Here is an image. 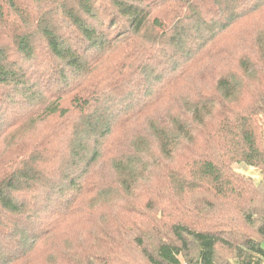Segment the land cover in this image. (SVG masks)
<instances>
[{
	"label": "trees",
	"instance_id": "trees-1",
	"mask_svg": "<svg viewBox=\"0 0 264 264\" xmlns=\"http://www.w3.org/2000/svg\"><path fill=\"white\" fill-rule=\"evenodd\" d=\"M44 253L264 264V0H0V264Z\"/></svg>",
	"mask_w": 264,
	"mask_h": 264
},
{
	"label": "rangeland",
	"instance_id": "rangeland-1",
	"mask_svg": "<svg viewBox=\"0 0 264 264\" xmlns=\"http://www.w3.org/2000/svg\"><path fill=\"white\" fill-rule=\"evenodd\" d=\"M227 46H229V47L235 46V41L234 40L229 41ZM203 66H205L204 69L209 71V72L206 74L203 81H200L198 79L197 80L199 82H204L206 80L207 81L206 83L209 84L214 78V76H211V73L213 75H217V73L219 71L218 66L214 62V60L206 61V64ZM197 80L194 81V83H193L194 86L193 87L191 86L193 89L192 92H194L195 85H197ZM188 88H189V85L187 82H185L184 87L182 89H180L179 93L177 94L178 99H182L185 101L189 100L188 98H186L187 96H190L188 94ZM174 97H176V96H174ZM162 117L163 118L167 117L165 110L162 112ZM135 128L136 129H142L140 123H138V124L132 126L131 133L134 132ZM149 161L151 163V157H149ZM233 168L237 173L243 175L244 177L251 178L255 184H260L262 181V174H261L260 170L257 168H254V167L249 166V165L244 164V163H236L233 165ZM149 180L153 183L152 179L149 178ZM148 186H150V184L147 180H143V181L140 180V181H138V183L136 185H134V189L132 191L131 196H128V194H126V193H123V191L117 195L113 193L112 194V198H113L112 203H113L114 207L110 208V213L105 218L108 219V218H111L113 216H119L121 219H124L125 215H124V211L122 210V208L125 205V203L129 202L130 198H132V197L135 199V200H133V203L136 201L138 206L146 207L147 202L150 199ZM87 217L88 218L86 219V227H84V228H87V227L90 228L93 225L103 223V221H104L103 220L104 218H102L101 213L100 212L97 213L96 211H94V212L89 211ZM78 221L80 222L79 219H78ZM139 224L142 228H148V226L146 224L142 223L140 220H139ZM84 231L85 230H83L82 232H79V233L83 234V237H84ZM46 260H47V253H44V255H42L40 257L41 262H39V263L46 264L47 263ZM55 263H56V261H55ZM184 264H186V263H184Z\"/></svg>",
	"mask_w": 264,
	"mask_h": 264
}]
</instances>
